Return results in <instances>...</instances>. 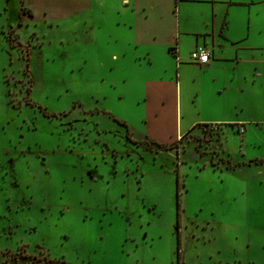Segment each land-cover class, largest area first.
<instances>
[{"label":"rangeland","instance_id":"obj_1","mask_svg":"<svg viewBox=\"0 0 264 264\" xmlns=\"http://www.w3.org/2000/svg\"><path fill=\"white\" fill-rule=\"evenodd\" d=\"M125 1L0 0V264H264V6L226 88L184 65L177 96L158 0Z\"/></svg>","mask_w":264,"mask_h":264},{"label":"crops","instance_id":"obj_2","mask_svg":"<svg viewBox=\"0 0 264 264\" xmlns=\"http://www.w3.org/2000/svg\"><path fill=\"white\" fill-rule=\"evenodd\" d=\"M163 1L164 0H158L156 4V16L154 20L156 21V27L159 32H153L152 36L156 43H161L164 46L163 48H165V50H168V54L170 56H172L170 50L175 49L173 61L175 64V70L177 71L175 75V91L177 92V96L179 95V87L180 89L181 87H185V83L190 80V78L187 76H184L181 82L179 80V68L180 66L183 67L184 65L195 66L196 68H199V72L202 74V78L207 80L209 84L216 85L218 91L225 89L226 87L224 85L226 82H221L222 76L220 77V79H216L218 64L233 62L235 60L240 61L241 59L239 58L237 46L240 40H236V38H234L235 35L231 31L230 22L227 21L230 17L232 6L234 4H239L238 6H245L246 8H248L250 6H253L254 4L259 3L264 6V0H259L257 2H255L254 0H246L247 2L245 3L242 2L243 0L239 2H234L233 0H169L168 2L166 0V2L170 4L166 7L168 9V14L163 13ZM125 2L127 3L126 7L129 8L133 6L134 1L126 0ZM198 4L204 5L202 6V8L204 9L202 10V12L191 16L189 15L190 13L185 10L187 7L196 6ZM134 5H137L134 13H124L125 16H129L130 18L134 15H137L141 20L147 21V19L149 18V15L147 13V9H149L147 1L144 0L143 2L142 0H139L138 3ZM178 7L179 12L177 14ZM220 7L222 9L224 7L223 15L219 14L217 10V8ZM249 24L250 19H248V26ZM182 35L185 36V39L193 40L192 46H186V51L188 54L186 60H183L185 59V52L181 48L182 44L180 39ZM150 38L151 37L147 35V39L143 41L148 42L150 41ZM199 46H205L210 52L209 62L203 65H198L190 61L191 52ZM191 80L192 82L194 81L193 79ZM221 123L223 122L213 120L207 121V123L205 124H195L194 126H212ZM125 124L127 123L125 122ZM194 126H191L189 130H191ZM181 136L182 134L178 135L177 140L181 138ZM150 139L158 143L156 139Z\"/></svg>","mask_w":264,"mask_h":264},{"label":"built area","instance_id":"obj_3","mask_svg":"<svg viewBox=\"0 0 264 264\" xmlns=\"http://www.w3.org/2000/svg\"><path fill=\"white\" fill-rule=\"evenodd\" d=\"M210 60V52L205 46H199L190 54V61L198 64L203 65L208 63Z\"/></svg>","mask_w":264,"mask_h":264},{"label":"trees","instance_id":"obj_4","mask_svg":"<svg viewBox=\"0 0 264 264\" xmlns=\"http://www.w3.org/2000/svg\"><path fill=\"white\" fill-rule=\"evenodd\" d=\"M174 50L175 49H171L170 50V52H173L174 53ZM172 53V54H173ZM117 120V119H116ZM117 122H120L119 120H117ZM123 124H125V123H123ZM126 126V125H125ZM126 135H127V138H128V132H126ZM129 139V138H128ZM156 144H158L159 146H160V144L159 143H156ZM177 208H178V210H177V219H176V221H177V224H178V227H179V217H180V211H179V198H177ZM180 236H181V234H180V231H178V237H177V239H179L178 240V248H179V246H180Z\"/></svg>","mask_w":264,"mask_h":264}]
</instances>
